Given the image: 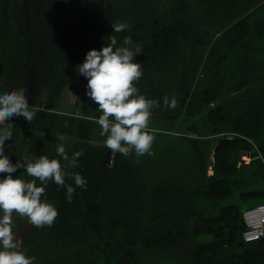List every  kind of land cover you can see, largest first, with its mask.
I'll use <instances>...</instances> for the list:
<instances>
[{
	"label": "trees",
	"instance_id": "16d2710c",
	"mask_svg": "<svg viewBox=\"0 0 264 264\" xmlns=\"http://www.w3.org/2000/svg\"><path fill=\"white\" fill-rule=\"evenodd\" d=\"M117 20L129 28L113 32ZM111 35L118 47L126 36L141 46L133 62L143 75L135 86L159 107L149 123L150 154L117 153L113 166L124 163L126 171L103 184L98 167L106 149L96 123L102 113L77 68ZM19 88L34 118H11L4 154L13 164L45 155L64 165L56 153L63 136L69 157L84 150L80 166L69 170L93 184L77 187L69 203L66 189L49 181L41 199L58 211L50 227L13 213L16 240L33 264H49L60 234L86 231L95 203L113 226L99 229L114 237L133 222L129 247L143 240L152 250L145 259L130 252L113 264H154L174 248L175 255L186 253L184 264H264V239L242 238L243 211L264 203V0H0V93ZM66 91L80 97L78 113L62 110ZM165 96L177 106H165ZM240 152L250 154L245 167ZM12 175L35 179L23 168ZM66 183L75 187L71 178ZM155 228L149 240L146 231ZM202 244L213 248L200 251Z\"/></svg>",
	"mask_w": 264,
	"mask_h": 264
},
{
	"label": "clouds",
	"instance_id": "9594fccd",
	"mask_svg": "<svg viewBox=\"0 0 264 264\" xmlns=\"http://www.w3.org/2000/svg\"><path fill=\"white\" fill-rule=\"evenodd\" d=\"M113 32L120 33L129 28L128 23H111ZM110 43L100 50L87 52L84 62L78 66V73L87 79V96L98 105L102 113L96 120L100 126L103 145L113 158L117 153L127 157L135 153L139 158L150 154L154 136L150 134L149 123L152 109L159 107V101L147 99L140 94L135 82L143 75L141 64L133 62L142 53V48L134 44L130 36L123 39L124 46H116L117 39L111 35ZM165 106L175 108L177 100L168 96L163 98ZM24 117L28 122L34 112L26 96V89H13L0 93V264H33V258L21 250L13 232V213L26 218L36 228L51 226L58 211L47 200H42L49 181L66 189V199L72 202L76 188H86L87 180L79 173L69 169L79 167V158L84 150L67 154L63 136L57 145L56 153L67 163L62 165L58 159L45 155L24 157L13 164L4 154L5 141L12 138L13 117ZM24 169L31 181L13 178V173ZM66 178L74 180L75 187L66 183ZM36 180L41 186H37Z\"/></svg>",
	"mask_w": 264,
	"mask_h": 264
},
{
	"label": "rangeland",
	"instance_id": "374dc122",
	"mask_svg": "<svg viewBox=\"0 0 264 264\" xmlns=\"http://www.w3.org/2000/svg\"><path fill=\"white\" fill-rule=\"evenodd\" d=\"M78 104H80L79 96L71 91H66L64 93L62 102L63 111L78 113L79 108H74V106ZM105 156V165H100L98 167L101 172V177L99 176L101 179L99 181H101V183L103 184H106L107 182L112 180L117 174L124 175V172L126 171V169H124L126 168L124 163H119L116 168L113 166L112 153L107 154L105 150ZM250 160L251 157L249 153H239V166H247ZM92 164H94V161H92ZM208 173H211V170H209ZM86 187L93 188V184H87ZM151 196H153V193L151 194ZM230 201H232V199L227 198L221 204H226ZM257 203L258 202H255L251 206L254 207L257 205ZM245 208L246 207H244L243 209ZM99 209L100 206L97 203L93 204L92 206L90 205L88 209L89 217L86 221L88 222V226L86 225L85 227L87 228L86 231L81 230L79 234L75 229H73L71 233H62L58 236L55 245L54 240L50 238V240H47L48 245L57 246V251L55 252V254L51 255V253L49 256V264L52 260H55V262L52 261V264H113L115 257L123 258L130 252H135L140 257V259H145L144 256H146L147 253L151 252L152 250H149L142 246V243H144L143 240L138 241L131 248L128 245L129 236L133 231H135L134 227L132 226L133 222L130 223L125 221V226H121L122 230L119 232L118 230H116L118 232V235L113 237V234H111V232H108V234L106 233L107 230L99 229L105 225L111 226V224H109V222L104 219L105 217H102L103 215L99 212ZM110 223H112L113 225L115 221H112ZM140 226L142 225L138 224L139 228ZM157 231L158 230L155 228L150 232L146 231L145 235H147L148 233L149 240H151L155 237V235H157ZM145 239H147L146 241L152 244V241L150 242L148 238ZM212 248V246L202 244L200 246V251L211 250ZM167 251L168 250H164L163 252L166 253ZM176 251L177 248L169 249L170 255L166 256L167 258H161L159 262L157 261L154 264H184L187 261L186 253H184V255H175Z\"/></svg>",
	"mask_w": 264,
	"mask_h": 264
},
{
	"label": "built area",
	"instance_id": "2783aa9c",
	"mask_svg": "<svg viewBox=\"0 0 264 264\" xmlns=\"http://www.w3.org/2000/svg\"><path fill=\"white\" fill-rule=\"evenodd\" d=\"M235 136L233 133L227 134L228 139ZM259 157H261L259 155ZM263 163H264V159ZM244 231L242 238L244 242H256L264 239V203L257 204L254 207L247 208L242 213Z\"/></svg>",
	"mask_w": 264,
	"mask_h": 264
},
{
	"label": "water",
	"instance_id": "95a60500",
	"mask_svg": "<svg viewBox=\"0 0 264 264\" xmlns=\"http://www.w3.org/2000/svg\"><path fill=\"white\" fill-rule=\"evenodd\" d=\"M106 153L108 154V153H111L108 149H106Z\"/></svg>",
	"mask_w": 264,
	"mask_h": 264
}]
</instances>
